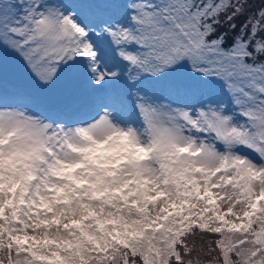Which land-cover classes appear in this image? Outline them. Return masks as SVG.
I'll return each mask as SVG.
<instances>
[{"label": "snow or ice", "instance_id": "1", "mask_svg": "<svg viewBox=\"0 0 264 264\" xmlns=\"http://www.w3.org/2000/svg\"><path fill=\"white\" fill-rule=\"evenodd\" d=\"M0 264H264V0H0Z\"/></svg>", "mask_w": 264, "mask_h": 264}]
</instances>
